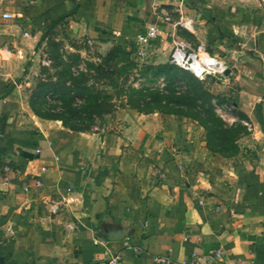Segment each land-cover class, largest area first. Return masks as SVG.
Segmentation results:
<instances>
[{
	"label": "crops",
	"instance_id": "crops-1",
	"mask_svg": "<svg viewBox=\"0 0 264 264\" xmlns=\"http://www.w3.org/2000/svg\"><path fill=\"white\" fill-rule=\"evenodd\" d=\"M160 1L0 0V43L31 53L46 27L22 39L25 24L64 16L107 50L118 41L163 63L160 42L137 41L145 26L159 27L150 20ZM171 3L177 10L180 2ZM192 3L180 11L193 33L212 56L227 51L247 86L239 92L251 135L260 134L257 158L213 152L184 116L119 108L99 129L76 132L21 118L13 97L0 95V253L8 262L92 264L118 255L124 264H264V3Z\"/></svg>",
	"mask_w": 264,
	"mask_h": 264
},
{
	"label": "rangeland",
	"instance_id": "rangeland-1",
	"mask_svg": "<svg viewBox=\"0 0 264 264\" xmlns=\"http://www.w3.org/2000/svg\"><path fill=\"white\" fill-rule=\"evenodd\" d=\"M192 1L178 0L180 3L177 6V10L176 7H174L175 9L172 7L171 2L173 0H161L156 5L154 4V9L156 10L150 21H156V24L159 25V41L155 40L154 43L157 44L160 42L162 45L161 50L163 51L160 53L163 54L165 57L164 60H167L166 62L159 63V60H155L158 54L155 51L150 58L143 59L136 55L133 48H131L132 51H129L130 47H127L129 45L124 44L127 51L131 52L130 59L138 66L137 70H134L129 79L136 84V87L141 84L149 87H163L165 83L163 79L165 76L167 74H175L181 82L182 88L189 89V87H186L187 85L185 86V82L187 81L185 75L189 74L179 68H174L171 72L166 71L159 77L152 78V81H148V79L142 77L139 73H141V69L148 66L155 67L159 64L170 63V56L175 44L174 41L184 40L189 48H196L201 40V42L206 44V50L210 51L213 49L204 38L200 37V34L196 36L193 33L187 25L190 17L180 11L185 5H193ZM166 17H170V19L166 20ZM145 21L146 24L149 20ZM177 21H181V24L176 26L173 35V26L171 24H175ZM43 26L46 27L45 31L47 30L46 38L40 41L41 37L37 44L38 47L36 46L31 53L18 52L17 50L11 49L10 46L0 43V52L7 49L10 52L0 53V95L13 97L12 101L16 102L15 108L19 111L21 118L59 121L65 126L64 121L60 118H73L76 116L75 113L79 111L76 110V103H78L79 98L74 97L75 100L73 99L75 91L68 93L64 89H59L62 87V82H67L66 85L71 86L70 81H67L68 75L65 67L71 69L70 72L73 77L78 76L81 71L87 72L88 77L89 75L93 76L95 72L91 70L88 62H98L100 56H106L120 43L116 41L117 43L114 44V47L112 46L113 48L111 47V49L107 50L110 46H99L100 44L94 42L98 38L89 37L88 39L79 36L78 27L72 24L71 21L65 19V17L59 19L57 23L54 22V24L47 22L45 19L39 23L36 21L26 23L21 38L24 39V33L26 35V32H29L30 36H33L36 32L41 31V27ZM139 29L141 30L142 27L139 26ZM108 40L111 41L112 38ZM127 43L131 42L128 41ZM218 50L222 52L216 54L220 60L225 61L224 56L227 59L230 58V54L223 48L218 47ZM233 63L235 62L229 59L225 61V64L230 68H228L229 72L226 75L216 74L201 81L209 95L205 97L206 102H200L198 100V104L203 107H198L197 110L202 117L209 120L210 126L216 127V130L224 129L227 131L224 134V139H212L219 147L227 150L226 156L234 157L237 161H252L257 158L260 150V138L258 137L260 134L256 133L257 136L255 137L251 135L255 131L254 122L245 111V105L239 92L246 84L237 78V74H235V70L233 69ZM109 91L111 90L109 89ZM114 102L117 105L121 103V101L116 99ZM214 115L221 119V121L213 119L212 116ZM189 120L203 128L202 139L209 148L208 133L205 128L197 120L193 118ZM71 122L73 124L74 121L71 120ZM94 123L95 120L93 119L86 126H89L92 130L99 129V123ZM213 152L221 155L218 150Z\"/></svg>",
	"mask_w": 264,
	"mask_h": 264
},
{
	"label": "trees",
	"instance_id": "trees-1",
	"mask_svg": "<svg viewBox=\"0 0 264 264\" xmlns=\"http://www.w3.org/2000/svg\"><path fill=\"white\" fill-rule=\"evenodd\" d=\"M72 12L73 10H69V14ZM62 18L64 16L54 20L52 24L54 22L57 23ZM46 31L43 33L40 41L46 38ZM101 38L100 40H107L103 37ZM130 56L131 52H128L125 45L120 43L106 56H100L98 62H88L91 70L95 72L93 76L89 75L88 77L87 72L81 71L78 76L73 77L71 76V69L65 67L68 75L67 81H70L72 87L66 85L67 82H62V87L59 89H64L68 93L75 91L73 99L74 97L79 98L78 103H76V110H79L75 113L76 116L73 118H60L64 121L65 126L76 132L91 131L92 129L86 126L87 123H91L94 119L95 123L98 122L99 126L102 127L106 114L119 108L127 107L137 109L143 113L160 112L164 114L182 115L197 120L208 133L209 148L212 151L218 150L221 155L226 156L227 150L219 147L212 139H224V134L227 131L224 129L216 130V127L210 126L209 120L202 117L197 110L198 107H203L198 104V100L200 102H206L205 97L209 95L203 83L200 80L198 81L189 72L179 68L189 74L185 75L187 77L185 86L187 85L186 87H189V89L182 88L183 86L175 74H167L165 76L163 79L165 80L163 87H149L144 84L136 87V84L129 79L134 70H137L138 66L130 59ZM174 68L178 67L170 63L159 64L155 67L148 66L141 69L139 75L145 77L148 81H152V78L159 77L166 71L171 72ZM115 99L121 101V103L117 105L114 102ZM212 117L216 121H221L215 115ZM71 120L74 121L73 124Z\"/></svg>",
	"mask_w": 264,
	"mask_h": 264
},
{
	"label": "built area",
	"instance_id": "built-area-1",
	"mask_svg": "<svg viewBox=\"0 0 264 264\" xmlns=\"http://www.w3.org/2000/svg\"><path fill=\"white\" fill-rule=\"evenodd\" d=\"M248 1V0H245ZM259 2L264 3V0H258ZM13 14L9 12L3 13L4 19L13 18ZM170 17H166V20H169ZM181 23V22H179ZM192 19L189 18L187 24L190 25L191 30H193ZM159 34V27L155 24H149L143 28V31L137 35V41L140 44L147 43L152 40H156ZM28 35V33H26ZM174 47L172 54L170 56V63L176 67L185 70L192 74L196 79L204 81L212 75H226L227 66L224 61L218 59L217 57L212 56L205 49L204 44H199L196 48H189L187 43L184 40L174 41ZM10 53L7 50L2 51ZM1 55V54H0ZM138 56L145 58L147 56L146 51L141 47L139 48ZM92 264H124L123 259L114 255L111 258L104 260H96Z\"/></svg>",
	"mask_w": 264,
	"mask_h": 264
},
{
	"label": "water",
	"instance_id": "water-1",
	"mask_svg": "<svg viewBox=\"0 0 264 264\" xmlns=\"http://www.w3.org/2000/svg\"><path fill=\"white\" fill-rule=\"evenodd\" d=\"M229 72V70L226 71V74ZM0 264H11L8 262V260L5 259V257L0 253Z\"/></svg>",
	"mask_w": 264,
	"mask_h": 264
}]
</instances>
